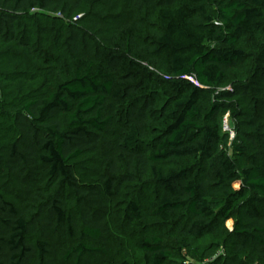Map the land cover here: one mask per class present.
I'll use <instances>...</instances> for the list:
<instances>
[{"label":"trees","instance_id":"obj_1","mask_svg":"<svg viewBox=\"0 0 264 264\" xmlns=\"http://www.w3.org/2000/svg\"><path fill=\"white\" fill-rule=\"evenodd\" d=\"M5 47L42 81L0 94V264H192L190 243L220 234L210 264H264V0H0Z\"/></svg>","mask_w":264,"mask_h":264},{"label":"rangeland","instance_id":"obj_2","mask_svg":"<svg viewBox=\"0 0 264 264\" xmlns=\"http://www.w3.org/2000/svg\"><path fill=\"white\" fill-rule=\"evenodd\" d=\"M1 59H0V73L1 75H6L8 77H11V80L7 78H4V84L2 89L0 90V94H3V101L1 109L6 107V103H11L13 101H16L17 98L24 94L25 92H28L37 85H40L42 78L41 75H39V66L32 62L27 54L24 53V51H21L20 49H16L15 47H5L1 49ZM22 77L21 80H15L13 81L14 76ZM3 78V77H2ZM10 80V81H9ZM230 90V87H223L219 88L216 92L219 91H225ZM226 120V117L223 121ZM227 125L229 127V144H228V152L232 155V148L236 141V131L234 128V123L232 121V118L229 116L227 118ZM225 121V122H226ZM234 134L235 138H232V135ZM95 156H91V161H87L84 163V167L81 170L80 174L81 176L89 181L94 182L91 180L92 175L98 173L100 170L99 163L97 162V159H95ZM187 162L185 161H176L174 163H171L167 165L166 167H179L186 165ZM94 180V178H93ZM135 190L134 188L127 189L126 195L130 196ZM140 194H137L136 197H139L144 202L147 201V199H151L153 197V189L145 191L144 189L139 190ZM125 201L126 198H123ZM123 200H117L113 201L110 207V222L113 227V231L117 232V242L114 246V254H115V260L121 261L125 259L126 257H132V248L131 244L129 243L128 239H125V237L122 235V207L125 202ZM18 202H21V200H17ZM264 204V203H263ZM233 224L234 221L230 220L226 224V229L233 230ZM174 229L171 227L166 226H159L157 229H152L153 231L158 230L164 237V241L170 248H175L176 243L174 240L173 231ZM49 238L52 240L53 243L57 245H61L63 242L70 241L69 237L66 236V234H61V232H51L49 233ZM224 235L220 234L218 236H212V237H206L202 240L198 241H192L190 243V249L186 251V255L190 258L192 264H210L212 260L216 259L218 257V253L224 252L223 247L216 251L215 245L220 244L222 246L223 244ZM217 253V254H215ZM204 254L206 255V258L204 261ZM61 264V263H59Z\"/></svg>","mask_w":264,"mask_h":264},{"label":"built area","instance_id":"obj_3","mask_svg":"<svg viewBox=\"0 0 264 264\" xmlns=\"http://www.w3.org/2000/svg\"><path fill=\"white\" fill-rule=\"evenodd\" d=\"M59 16L61 17V15H59ZM186 80L190 81L191 83H193L196 86H200V84H199V82H198V80L196 79L195 76H191V75L190 76H187L186 77ZM225 117H226V120H227V118L229 117V115H226ZM225 121H223L224 131L225 132H228L230 129H229L228 125H227V121L226 122ZM230 135H232V138L231 139H234L235 138L234 134H230Z\"/></svg>","mask_w":264,"mask_h":264},{"label":"snow or ice","instance_id":"obj_4","mask_svg":"<svg viewBox=\"0 0 264 264\" xmlns=\"http://www.w3.org/2000/svg\"><path fill=\"white\" fill-rule=\"evenodd\" d=\"M238 187V186H237Z\"/></svg>","mask_w":264,"mask_h":264}]
</instances>
